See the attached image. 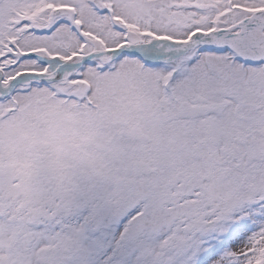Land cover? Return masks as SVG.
<instances>
[{"label":"snow or ice","instance_id":"snow-or-ice-1","mask_svg":"<svg viewBox=\"0 0 264 264\" xmlns=\"http://www.w3.org/2000/svg\"><path fill=\"white\" fill-rule=\"evenodd\" d=\"M0 264H264V0H0Z\"/></svg>","mask_w":264,"mask_h":264}]
</instances>
